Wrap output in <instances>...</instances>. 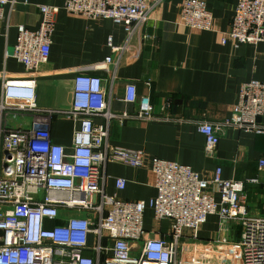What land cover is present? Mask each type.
Instances as JSON below:
<instances>
[{
	"label": "built area",
	"instance_id": "obj_1",
	"mask_svg": "<svg viewBox=\"0 0 264 264\" xmlns=\"http://www.w3.org/2000/svg\"><path fill=\"white\" fill-rule=\"evenodd\" d=\"M165 0H65L63 9L87 18H109L122 24L126 42L109 46L120 56L140 26ZM14 0H0V19ZM37 28L20 25L12 56L28 71H38L49 60L56 16L60 7L40 5ZM180 23L210 30L213 14L203 0H184ZM234 46L264 42V0H239L224 42ZM113 62L112 56L106 58ZM119 62V61H117ZM110 89L100 76L80 74L75 79L72 105L65 109L40 108L35 80H5L0 100V264H180V246L196 240L209 216L217 215L224 231L229 222L241 226L238 264H264V215L247 208L244 182L222 177L218 167L211 178L190 165L154 157L151 170L157 194L149 200H126L106 190L107 166L133 168L145 164L142 150L115 146L109 140L112 121L149 120L155 116L148 95L138 96L126 86L124 100L139 103L137 112L111 108ZM170 106L167 102L164 110ZM74 123L69 147L51 138L54 116ZM169 115H163L166 119ZM100 117L103 121L98 122ZM264 81L241 85L231 116L221 122H201L206 152L213 156L228 127L264 133ZM19 121L18 127L10 126ZM264 167V159L260 161ZM248 182H258L251 178ZM117 190L127 179H115ZM217 194L219 197L217 198ZM154 220H170L169 237H147L145 213ZM189 232V233H188ZM224 235V234H222ZM221 242H227L222 236Z\"/></svg>",
	"mask_w": 264,
	"mask_h": 264
},
{
	"label": "crops",
	"instance_id": "obj_2",
	"mask_svg": "<svg viewBox=\"0 0 264 264\" xmlns=\"http://www.w3.org/2000/svg\"><path fill=\"white\" fill-rule=\"evenodd\" d=\"M65 0H14L0 19V100L5 80H35V99L43 109H65L74 99L75 79L80 74L100 76L110 89L111 108L134 113L139 103L125 102L126 86L134 83L138 96L148 95L157 118L129 119L110 126L111 144L142 150L145 164L133 168L120 163L107 166L106 190L126 200H149L157 194L151 160L159 157L190 165L202 176L211 178L216 169L222 177L244 182L247 208L252 215H264V133L228 127L223 131L213 156L206 152V138L199 131L201 122H221L231 116L241 85L256 79L264 81V42L234 46L224 42L239 0H203L213 14L210 30L192 29L180 23L184 0H165L136 31L120 56L109 46L126 42L122 24L109 18L91 19L70 14L62 7ZM40 5L60 7L49 60L38 71H28L12 56L18 28H37ZM112 56L113 62L106 58ZM119 61V62H117ZM170 106L163 109L166 103ZM169 115L166 119L163 115ZM98 122L103 120L98 117ZM259 123L264 125V118ZM10 126L18 127L19 121ZM74 123L56 115L51 125L54 142L69 147ZM127 179L117 190L115 179ZM258 178V182H248ZM219 195L217 194V198ZM147 237H169L170 220L156 222L153 210L145 213ZM189 233V232H188ZM224 234L227 242H221ZM241 226L229 222L224 231L217 215L209 216L196 240L186 238L180 246V264L203 261L238 264Z\"/></svg>",
	"mask_w": 264,
	"mask_h": 264
},
{
	"label": "rangeland",
	"instance_id": "obj_3",
	"mask_svg": "<svg viewBox=\"0 0 264 264\" xmlns=\"http://www.w3.org/2000/svg\"><path fill=\"white\" fill-rule=\"evenodd\" d=\"M193 264H201L199 262H196V258L194 257L193 260L191 261ZM239 262V261H238ZM202 263L204 264H221L220 262L218 263L217 260H213V262H209V261H203ZM229 264H234L233 262L229 263Z\"/></svg>",
	"mask_w": 264,
	"mask_h": 264
}]
</instances>
